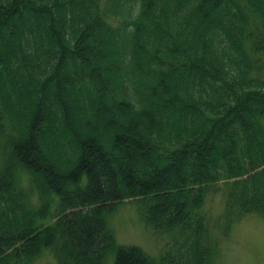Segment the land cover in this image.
I'll return each instance as SVG.
<instances>
[{"label":"trees","instance_id":"1","mask_svg":"<svg viewBox=\"0 0 264 264\" xmlns=\"http://www.w3.org/2000/svg\"><path fill=\"white\" fill-rule=\"evenodd\" d=\"M221 183L225 232L264 217V0H0V264H215Z\"/></svg>","mask_w":264,"mask_h":264},{"label":"rangeland","instance_id":"2","mask_svg":"<svg viewBox=\"0 0 264 264\" xmlns=\"http://www.w3.org/2000/svg\"><path fill=\"white\" fill-rule=\"evenodd\" d=\"M99 119L101 124L106 122L105 116ZM57 140L55 135L51 142ZM125 146L129 152H135L131 145ZM223 186L225 185L221 183L209 189L201 209L214 242L215 264H264V217L257 213L248 214L232 223L229 231L225 232ZM108 225L118 245L138 246L153 259H157L164 250L165 237L143 224L139 217L138 205L134 201L119 204L109 215ZM33 264H58V262L54 252L45 249ZM103 264H114L113 256L108 255Z\"/></svg>","mask_w":264,"mask_h":264}]
</instances>
